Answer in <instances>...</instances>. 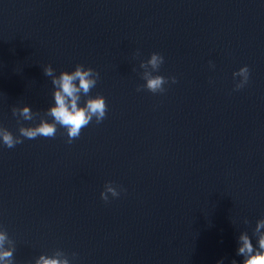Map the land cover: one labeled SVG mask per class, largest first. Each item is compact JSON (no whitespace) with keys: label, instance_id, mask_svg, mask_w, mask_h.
<instances>
[{"label":"water","instance_id":"95a60500","mask_svg":"<svg viewBox=\"0 0 264 264\" xmlns=\"http://www.w3.org/2000/svg\"><path fill=\"white\" fill-rule=\"evenodd\" d=\"M77 64L99 74L77 106L101 95L104 119L71 143L60 125L0 141L10 264H242L264 219V0H0V129L51 121ZM156 75L176 82L152 93Z\"/></svg>","mask_w":264,"mask_h":264},{"label":"clouds","instance_id":"9594fccd","mask_svg":"<svg viewBox=\"0 0 264 264\" xmlns=\"http://www.w3.org/2000/svg\"><path fill=\"white\" fill-rule=\"evenodd\" d=\"M163 63V57L158 53H151L148 64L153 69H158ZM45 75L52 76L53 69L45 67ZM95 75L96 79H93ZM240 75L242 81L235 85V89L242 88L248 80L249 69L247 66L241 67L238 71L233 72V76ZM99 74L90 67H84L81 64L75 66L74 71H61L58 78H53L52 84L54 91V106L46 111V115L52 118L51 121L40 119L35 126L20 127L19 135H13L7 129H0V141L8 147L13 148L15 145L22 143L21 137L35 139L38 136L52 138L57 131V125H60L66 130L67 143H71L74 139L80 136L81 130L89 125L95 117L97 123L101 122L107 111L105 98L101 95L90 97L86 100L83 107L77 106V101L80 99L79 93L83 92L87 95L90 90L96 85ZM170 80L175 83L174 77L165 78L160 75L146 77V85L148 91L152 93H163L165 91L163 85ZM78 82V84H77ZM141 90L139 87L137 91ZM25 121L33 120L32 112L28 107H24L20 113ZM113 196H118L119 193L109 188ZM102 200L107 201L108 198L103 193L100 194ZM264 228V219H261L255 226L254 234L257 236V244L254 247L247 235L241 234L238 237L237 255L243 257L242 264H264V233L260 229ZM5 235L0 234V264H10L13 257V250H3ZM36 264H67L66 260L46 259L41 256ZM217 264H222L218 261ZM232 264H236L232 261Z\"/></svg>","mask_w":264,"mask_h":264}]
</instances>
